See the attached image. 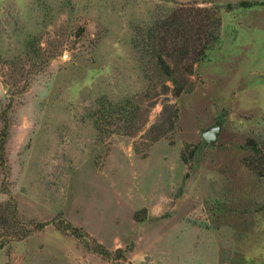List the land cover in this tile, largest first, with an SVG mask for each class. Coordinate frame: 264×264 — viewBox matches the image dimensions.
Instances as JSON below:
<instances>
[{
    "label": "rangeland",
    "instance_id": "obj_1",
    "mask_svg": "<svg viewBox=\"0 0 264 264\" xmlns=\"http://www.w3.org/2000/svg\"><path fill=\"white\" fill-rule=\"evenodd\" d=\"M239 1L257 5L220 10L192 92L167 97L171 136L148 145L166 97L145 96L146 29L178 4ZM119 108L135 111L131 137ZM3 114L0 204L4 187L22 221L60 216L111 256L48 225L0 247V264L264 263V178L242 163L245 140H264V0H0Z\"/></svg>",
    "mask_w": 264,
    "mask_h": 264
},
{
    "label": "trees",
    "instance_id": "obj_2",
    "mask_svg": "<svg viewBox=\"0 0 264 264\" xmlns=\"http://www.w3.org/2000/svg\"><path fill=\"white\" fill-rule=\"evenodd\" d=\"M255 5L257 4L250 1H239L233 5L226 4L223 8L213 6L192 8L189 5L178 4L168 15L155 20L152 26L146 29L142 49L153 59V71H151L152 74L155 73L157 79L154 82V76H146L147 72L145 73L147 82L145 96L153 91L155 99L166 97L162 103L159 118L145 133L148 145L171 136L178 121V109L167 97L176 99L182 94L192 92L193 84L190 82V77L194 66L205 58L208 51L220 43V10L228 13L235 9H249ZM116 110L121 114L120 121L125 123L120 128L121 133L130 137L133 136L132 133L135 131L133 125L137 119L135 111L126 112L120 108ZM0 121L2 123L0 167L5 169L4 145L7 138L5 114L1 115ZM244 148L248 155L242 159L243 165L255 177L264 178V140L246 139ZM1 188L8 199L0 204V247L23 240L32 232L41 231L50 225L59 233L81 243L89 253L98 255L103 259H108L111 256V253L105 250L101 244L95 242L79 228L67 223L60 216L54 217L48 222L22 221L17 214L16 204L12 196L4 187ZM135 221L140 222L141 220L135 219ZM124 252L125 250L116 249L114 254L120 253V258H123Z\"/></svg>",
    "mask_w": 264,
    "mask_h": 264
}]
</instances>
